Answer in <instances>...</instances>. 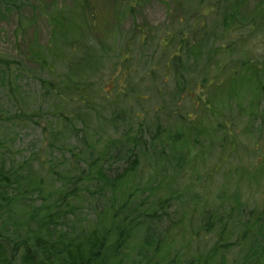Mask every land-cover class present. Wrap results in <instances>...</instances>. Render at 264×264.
Wrapping results in <instances>:
<instances>
[{
    "label": "trees",
    "instance_id": "1",
    "mask_svg": "<svg viewBox=\"0 0 264 264\" xmlns=\"http://www.w3.org/2000/svg\"><path fill=\"white\" fill-rule=\"evenodd\" d=\"M61 1L44 11L47 45L33 43L23 61L0 54V264H226L234 251L240 264H264V209L246 207L238 188L232 206L221 199L194 221L176 207L202 193L163 183L181 179L196 150H234L237 84L264 96V69L252 59L219 69L233 54L227 29L252 25L238 19L245 1H181L163 28L130 31L121 23L145 0ZM212 3L209 28L201 9ZM26 4L0 0V18ZM28 126L40 141L25 155L11 136ZM164 187L167 196L155 193ZM190 223L178 250L175 230L185 234Z\"/></svg>",
    "mask_w": 264,
    "mask_h": 264
},
{
    "label": "rangeland",
    "instance_id": "2",
    "mask_svg": "<svg viewBox=\"0 0 264 264\" xmlns=\"http://www.w3.org/2000/svg\"><path fill=\"white\" fill-rule=\"evenodd\" d=\"M181 1H188L187 3L192 6L195 4L192 0H145L144 4L142 3L141 6L135 8L134 15L124 18L121 23V29L122 31H130L134 29L135 25L160 26L163 28L169 22L171 9L174 6L178 7ZM242 1L245 2L242 5L238 19L244 23L247 18L252 25L242 31L236 26L227 29L229 35L225 37L226 47L230 46L233 48V54L226 52L227 55H225L224 59H227L228 66L219 64V69L228 68V74L233 68L235 69L241 65V62L248 63L249 59H252V64L264 69V0ZM61 2V0H27L26 8L21 13L12 12L2 16L0 18V54L12 60L23 61L25 55L29 52L30 45L33 43L42 46L47 45L50 40L51 28L47 18L44 17V11ZM202 6L201 10L205 14L203 18L206 21L204 25H209V28H211L212 25L207 18L212 16L215 4H204ZM206 26L204 27L206 28ZM194 27L197 29V26ZM243 31L248 32L244 34ZM31 79L26 77L21 82V85L26 86L23 90L24 94L30 97L34 96L32 94L37 90ZM236 86L238 97H231L230 102L231 116L232 120H234V132H229L234 135V141H232L234 150L226 151L224 155L218 150L213 151L211 155L206 154L204 151L196 150L191 156L193 163H190V167L187 168L185 173L179 174L181 179H178L173 184L174 181L170 178L171 176H168L163 182L165 187L170 186L171 189H179L177 187H180L190 189L193 194L202 193L198 202L194 203L195 205L189 203L187 206L185 203H179L178 205L180 206L176 207V210L180 211L179 213L184 212V208L189 213H196L195 218H193L194 221L199 219L204 208L216 211L221 199H224L223 203L226 209L232 206L233 198L231 195L236 192L237 188V193L242 203L246 204V207L264 209V118L259 116L261 110H264V96L259 99L255 98L251 93L250 84H245V86L237 84ZM206 90L200 93L203 99L208 98L209 91ZM197 93H199V90H197ZM251 99H254V109L250 108ZM33 101L34 98L31 99V102ZM3 104L4 97H2L1 93L0 105ZM190 106H192L190 100H186L184 109H188ZM190 112L192 113L193 111ZM213 119L211 117L209 120ZM18 132L19 130L11 136L14 139V146L16 150L19 149V151L28 155L30 150L40 141V130L33 126H28L20 134ZM233 135L231 139H233ZM197 155H202V157L195 160L194 158ZM220 156L226 160L225 164L223 161L220 162ZM225 170H230L231 172L237 170V172L225 177ZM165 174L167 175V173ZM139 176H141L140 178L138 177V180H140L139 185L142 187L144 186L143 182H147L146 173ZM193 176L199 177V180L194 182ZM165 187L163 191L156 189L155 193L158 195L166 194L167 196L169 192ZM145 191L147 192V190ZM145 195L147 194L145 193L143 196L141 194L135 195L131 201H141ZM176 203L177 201L174 205ZM193 208L195 211H192ZM80 209L83 214H80L81 218H84V215L88 214L89 208L84 206V208L81 207ZM170 210H172V207ZM189 216L188 214L187 218ZM186 226L188 229H185V234L175 230L174 234H176L178 250L181 248L183 239L189 237L190 227L194 228L196 224L190 223ZM227 254L226 264L241 263V257L236 251Z\"/></svg>",
    "mask_w": 264,
    "mask_h": 264
}]
</instances>
